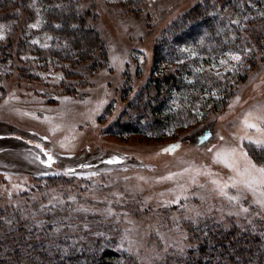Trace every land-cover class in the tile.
<instances>
[{
  "label": "rangeland",
  "instance_id": "obj_1",
  "mask_svg": "<svg viewBox=\"0 0 264 264\" xmlns=\"http://www.w3.org/2000/svg\"><path fill=\"white\" fill-rule=\"evenodd\" d=\"M7 1L0 0L1 219H32L85 250L113 241L129 264L184 258L202 225L245 236L264 228V209L251 191L241 186L249 212L229 215L237 207L212 183L235 176L218 152L235 149L241 168V151L264 166V144L254 143L264 132L244 124L264 129L257 119L264 117V32H252L249 22L264 8L261 0L235 7L236 0H79L85 32H97L105 50L99 56L95 49V66L65 57L72 41L52 6L62 0ZM208 5L221 12L218 25L228 34L209 38L214 45L203 36L181 42L165 31L189 9L210 13ZM192 31L202 35L198 24ZM163 84L171 87L164 106L174 120L157 129L146 114L137 131L113 126L139 112L135 97L150 102ZM45 153L51 163H42Z\"/></svg>",
  "mask_w": 264,
  "mask_h": 264
},
{
  "label": "trees",
  "instance_id": "obj_2",
  "mask_svg": "<svg viewBox=\"0 0 264 264\" xmlns=\"http://www.w3.org/2000/svg\"><path fill=\"white\" fill-rule=\"evenodd\" d=\"M20 1L23 3L24 0ZM216 1L218 2V0ZM78 2L79 0L56 2L52 5L53 18L56 20L55 22L62 25L64 35L72 41L70 47L63 51L65 57L70 60L76 57L75 63L83 61L82 63L85 64V58L95 63V49H99V56L105 54V50L99 48L101 41L97 32L93 29L85 32V13L81 11ZM237 2L238 0L233 3L232 7H235ZM263 3L264 0H261L259 5L261 6ZM259 5L258 7H260ZM197 7L177 16L176 21L165 31H170L168 34L172 36L178 34V39L181 42L203 36L201 39H206L207 41L204 43L210 46L214 45V41L211 40L213 37L218 39L220 36L228 35L227 30H224L220 24L218 25L221 12L217 13L213 11L214 8L212 10L209 6L206 10L210 13L206 14V11L202 10L200 6ZM262 11L264 12V8L260 11L258 9L255 19L249 21L253 27L252 32H264V16H259ZM213 13L217 15H213ZM254 21L258 22V25ZM260 21L262 22L259 23ZM197 24L200 25L202 35L192 31ZM72 25L74 26L73 32ZM257 26L260 28L257 29ZM262 36L261 34L258 38H262ZM84 44L86 47L82 48ZM92 46L93 49H91ZM71 50H75L76 53ZM60 52L62 53V51L57 53ZM95 65L97 64L95 63ZM198 82L199 87L205 86L203 81ZM160 87L155 92L156 95L151 98L155 102L154 105H151L152 101L143 102L142 97L138 96L140 93L137 94L138 97H135L137 100L133 107L136 112H139L124 120L121 118L115 120L113 126L121 131H137L140 124L139 118H144L149 114H152L154 119V125L152 124L151 127H157V129L164 128L167 123L174 120L175 116H173L172 110L166 109L168 112L165 113L164 106V95L166 92L171 93V87L167 89L164 84L162 89ZM1 213H3L2 210H0ZM10 217L12 218V215L7 214L4 219L0 218V264H129L126 251L113 241L100 240L94 248L87 249V251L67 235L52 233L51 227H35L33 225L35 222L32 219L29 222L20 220L17 224L11 225L7 223ZM28 225H32L30 230H28ZM193 240L186 256L176 259L172 264H264V228L258 229L257 235L245 236L236 229L230 231L220 224L202 225L194 231Z\"/></svg>",
  "mask_w": 264,
  "mask_h": 264
},
{
  "label": "snow or ice",
  "instance_id": "obj_3",
  "mask_svg": "<svg viewBox=\"0 0 264 264\" xmlns=\"http://www.w3.org/2000/svg\"><path fill=\"white\" fill-rule=\"evenodd\" d=\"M37 26V24L30 25V27ZM3 27V25H0V29ZM57 27H59V25H57ZM0 35H2V32H0ZM229 55L234 60H240V56L238 54L230 53ZM221 63H226V61L222 60ZM238 99L239 97H237V100ZM229 107H231V105H229ZM257 119L264 121V117H257ZM244 124L247 128H254L258 132H264V129L256 123L250 122L248 119H245ZM247 139L250 142L253 141V137L249 136ZM254 143L262 145L264 144V139H255ZM177 146L178 145H172L168 148L162 149V151H170ZM45 154L48 158L47 161H42V163H51L53 159L52 156L47 153ZM240 155L243 156L246 161L243 168H241L237 163L235 149L218 152L215 158L222 161L228 168L232 169L235 172V176L229 177L228 182L221 183L217 180L212 181V183L216 185L218 193L225 197L229 203L237 207L238 210L235 213L230 212L229 215L235 214L237 216L247 214L249 212V208L244 207L242 203L243 192L241 191V186H243V189L251 191L255 197L253 203L258 205L261 209H264V166H257L251 159L248 158L246 152L241 151ZM116 159L117 158H113V162ZM185 171H187V169ZM229 188L236 189V194L230 195L228 191ZM197 215H199V213H197Z\"/></svg>",
  "mask_w": 264,
  "mask_h": 264
}]
</instances>
